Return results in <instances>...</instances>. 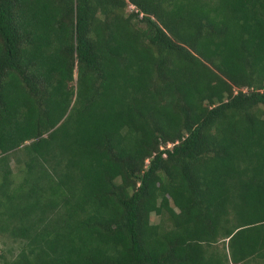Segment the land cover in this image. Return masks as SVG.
<instances>
[{
    "label": "trees",
    "instance_id": "16d2710c",
    "mask_svg": "<svg viewBox=\"0 0 264 264\" xmlns=\"http://www.w3.org/2000/svg\"><path fill=\"white\" fill-rule=\"evenodd\" d=\"M0 234L1 264H264V0H0Z\"/></svg>",
    "mask_w": 264,
    "mask_h": 264
},
{
    "label": "rangeland",
    "instance_id": "374dc122",
    "mask_svg": "<svg viewBox=\"0 0 264 264\" xmlns=\"http://www.w3.org/2000/svg\"><path fill=\"white\" fill-rule=\"evenodd\" d=\"M133 9L134 6L131 4H128L125 7L126 12ZM73 77L75 78V72L73 73ZM73 82L74 79L72 83ZM11 165H13V163H11ZM149 218L151 222H155L158 220L157 214H155L153 211L150 212ZM21 245H22V241L18 239H13L6 234H0V264L2 263L3 259H8L14 256L16 252L20 249Z\"/></svg>",
    "mask_w": 264,
    "mask_h": 264
},
{
    "label": "built area",
    "instance_id": "2783aa9c",
    "mask_svg": "<svg viewBox=\"0 0 264 264\" xmlns=\"http://www.w3.org/2000/svg\"><path fill=\"white\" fill-rule=\"evenodd\" d=\"M170 145H171V144H170V143H168L166 146H167V147H169Z\"/></svg>",
    "mask_w": 264,
    "mask_h": 264
}]
</instances>
